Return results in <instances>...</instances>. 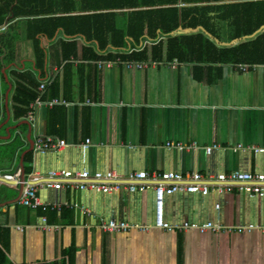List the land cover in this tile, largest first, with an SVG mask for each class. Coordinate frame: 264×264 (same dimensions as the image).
<instances>
[{
	"label": "crops",
	"instance_id": "obj_1",
	"mask_svg": "<svg viewBox=\"0 0 264 264\" xmlns=\"http://www.w3.org/2000/svg\"><path fill=\"white\" fill-rule=\"evenodd\" d=\"M38 6L43 8V0ZM74 6L73 14L79 15L80 1ZM36 19L11 18L0 34L11 46L2 56L9 61L1 68L5 73L0 80V206L5 204L0 208V247L11 264H264V233L258 229L203 234L137 227L117 233L103 230V223L110 220L152 227V189L103 194L38 186L42 207L12 202L18 196L21 160L25 167L29 153L31 171L25 182L32 178L44 182L56 169L114 172L122 180L141 171L184 177L197 172L264 173V152L253 149H264V65L246 72L233 66L203 67L198 74L192 65L178 62L144 70L117 64L100 68V61L116 59H82V39L77 56L65 59L63 31L52 38L36 35L43 27ZM220 36L232 39L230 32ZM36 39L45 50L44 58L35 51ZM14 70L29 74L40 85L47 82L32 122L28 116L14 118ZM55 79L59 94L49 99L48 87ZM52 100L64 103L49 107ZM54 107L62 111L52 116L56 134L51 135L48 122ZM36 136H53L66 145L45 153L29 151V137L34 141ZM170 142L198 147L181 152L168 149ZM214 144L219 149L207 154L205 148ZM164 218L172 224L212 221L264 227V198L236 189L206 197L176 193L165 200ZM47 225L55 229L48 231Z\"/></svg>",
	"mask_w": 264,
	"mask_h": 264
},
{
	"label": "trees",
	"instance_id": "obj_2",
	"mask_svg": "<svg viewBox=\"0 0 264 264\" xmlns=\"http://www.w3.org/2000/svg\"><path fill=\"white\" fill-rule=\"evenodd\" d=\"M39 1L0 0V26L11 18L42 17L35 20L43 24L36 35L52 38L56 31H63L67 37L62 43L65 59L77 56L78 39H82L84 60L178 62L192 65L197 74L203 67L221 70L226 66L264 65V0H79V15L73 14L75 0H43V8ZM221 32H230L232 39H222ZM33 43L36 53L44 58L40 41ZM10 47L0 39L1 82V68L9 61L2 56ZM12 76L14 118L21 120L38 97L45 98L47 90L42 94L40 84L29 74L14 70ZM58 85L55 79L48 87L49 99L58 96ZM60 111L57 107L50 111L51 135L56 134L52 116ZM31 163L29 153L25 157L27 174ZM0 264H11L1 247Z\"/></svg>",
	"mask_w": 264,
	"mask_h": 264
},
{
	"label": "built area",
	"instance_id": "obj_3",
	"mask_svg": "<svg viewBox=\"0 0 264 264\" xmlns=\"http://www.w3.org/2000/svg\"><path fill=\"white\" fill-rule=\"evenodd\" d=\"M7 29L6 25L0 26V34ZM99 67H111L114 64L121 65L127 70H144L148 67L155 66L157 62L123 61L116 59L115 61H100ZM243 72L248 71L253 67L248 65L233 66ZM47 82L40 85V91L46 90ZM64 101L52 100L48 102L49 107L62 104ZM42 104L41 97L30 105L28 119L34 121V112L37 106ZM66 142L59 140L53 136H36L34 139L33 150L39 153H45L49 150H60L65 147ZM89 146V141L82 145L83 151H86ZM168 149H177L183 151L196 150L198 145L196 143L182 144L170 142L166 144ZM219 145L214 144L206 147L205 152L211 154L214 150L219 149ZM257 153H263L264 149L253 148ZM41 178H32L29 182H24L25 188L20 198V204L31 208L38 209L43 206V202L37 195L38 186H45L54 190H61L66 188H79L81 190H90L98 193L108 194L112 192H119L122 189L128 192H145L149 189L154 191V223L152 227L133 226L127 222H119L110 220L104 222L102 228L106 232H127L130 229L137 227L140 230L150 231L151 229H161L169 232L186 230H195L201 234L207 232L213 233H244L252 232L255 229L264 233V227L256 226L254 224L242 225L239 227L224 226L212 221L207 222H191L184 221L177 224L169 223L164 218V206L167 197L176 193L198 195L202 197L208 196L212 192L224 194L233 189L237 192L246 194L250 197L264 198V173H250L242 171H232L228 173H220L217 175L205 176L201 173H193L188 177H184L177 172H152L146 171L130 173L124 180L114 172H94L88 170L73 171L56 169L51 170L46 175V180L40 182ZM219 208V205H216ZM48 231L55 229L52 226H46Z\"/></svg>",
	"mask_w": 264,
	"mask_h": 264
},
{
	"label": "water",
	"instance_id": "obj_4",
	"mask_svg": "<svg viewBox=\"0 0 264 264\" xmlns=\"http://www.w3.org/2000/svg\"><path fill=\"white\" fill-rule=\"evenodd\" d=\"M230 44H231V43H230ZM1 72L4 74V73H5V69H2ZM9 131H10V129L7 130V132H9ZM29 136H30V135H29ZM7 138H8V139L10 138V134H9V133H8ZM29 140H30V149H29V151H33V144H34V141L31 140L30 137H29ZM26 178H27V175H26V172H25V167H24V165H23V159H22V160H21V164H20V176H19V189H18V196H17V198L14 199L12 202H14V203L19 202V200H20V198H21V196H22V194H23L24 188H25V184H24V182L26 181ZM2 180H3V179H2ZM4 182H5V180H4ZM8 203H10V202H8ZM4 206H5V204H2V205L0 206V208H1V207H4Z\"/></svg>",
	"mask_w": 264,
	"mask_h": 264
}]
</instances>
